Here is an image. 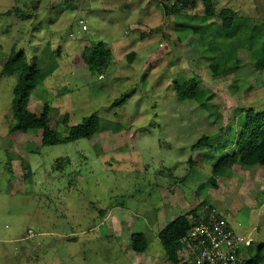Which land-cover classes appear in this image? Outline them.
I'll use <instances>...</instances> for the list:
<instances>
[{"label": "rangeland", "instance_id": "374dc122", "mask_svg": "<svg viewBox=\"0 0 264 264\" xmlns=\"http://www.w3.org/2000/svg\"><path fill=\"white\" fill-rule=\"evenodd\" d=\"M212 1L216 17L204 21L203 0H0V264H172L159 233L195 209L191 223L216 212L252 239L253 253L264 244V167L212 172L246 110L264 112V71L220 37L219 14L231 9L236 24L264 29V0ZM99 42L112 53L108 67L74 68L73 57ZM216 42L238 54L239 70L213 75ZM12 48L42 69L28 109L40 115L49 105L61 136L96 114L102 128L92 139L44 146L40 130L10 133ZM194 77L205 106L176 100L173 81ZM135 233L146 235L145 253L132 250Z\"/></svg>", "mask_w": 264, "mask_h": 264}, {"label": "trees", "instance_id": "16d2710c", "mask_svg": "<svg viewBox=\"0 0 264 264\" xmlns=\"http://www.w3.org/2000/svg\"><path fill=\"white\" fill-rule=\"evenodd\" d=\"M205 15L202 20H212L216 17V11L212 0H203ZM20 10H16L19 13ZM15 13V12H14ZM8 11L5 15L14 14ZM223 29L222 38L228 41H235L238 47L248 50L251 53V60L256 72L264 71V29L250 27L247 22L236 24L239 20L238 14L231 9H224L219 14ZM197 31V30H196ZM217 39V38H216ZM216 42L215 48H210L213 54H221V58L215 56V60L210 65V70L216 77L230 74L241 68V59L231 58V54L226 53ZM135 54L129 56L130 61ZM112 53L103 42L84 48L72 59V65L76 69H88L90 71H104L111 60ZM233 62L231 65L230 63ZM5 70H18L19 75L13 89L12 113L15 123L10 128V133H30L40 130L42 144L44 146H57L74 143L82 139H92L102 128V120L93 114L86 117L81 124L68 127L67 136H61L59 131L51 126L50 115L52 109L45 105L40 115L33 114L28 109V104L32 92L41 84L42 69L28 63L23 52H16L12 48ZM172 88L176 93V100L183 102L193 100L205 106L204 91L201 89V81L198 78L175 79ZM128 100L124 95L116 99L113 106H123ZM1 140V138H0ZM209 141L208 137L201 138L192 146L193 151L199 149L204 142ZM233 149L228 150L220 156L213 164V176L226 177L232 172L234 167H264V112L258 113L253 108L246 110L243 120L238 126V131L232 142ZM210 183L216 186L215 179L211 178ZM205 204V203H203ZM208 208V212L212 211ZM195 209L187 214H182L160 231L159 240L165 252L167 260L172 264H180L181 251L184 249L182 240L191 230L192 223L190 216L196 217ZM207 218V217H206ZM131 247L136 253H145L149 247V242L144 233H135L131 236ZM242 264H264V244L260 245L257 252L253 253V244L248 247Z\"/></svg>", "mask_w": 264, "mask_h": 264}, {"label": "built area", "instance_id": "2783aa9c", "mask_svg": "<svg viewBox=\"0 0 264 264\" xmlns=\"http://www.w3.org/2000/svg\"><path fill=\"white\" fill-rule=\"evenodd\" d=\"M181 242L183 264H242L253 243L252 239L244 241L237 236L216 212L192 222L191 230Z\"/></svg>", "mask_w": 264, "mask_h": 264}, {"label": "crops", "instance_id": "0c3cea01", "mask_svg": "<svg viewBox=\"0 0 264 264\" xmlns=\"http://www.w3.org/2000/svg\"><path fill=\"white\" fill-rule=\"evenodd\" d=\"M219 212V211H218Z\"/></svg>", "mask_w": 264, "mask_h": 264}]
</instances>
